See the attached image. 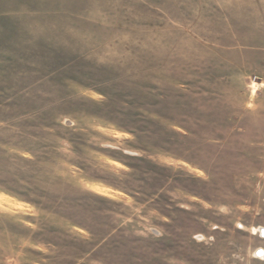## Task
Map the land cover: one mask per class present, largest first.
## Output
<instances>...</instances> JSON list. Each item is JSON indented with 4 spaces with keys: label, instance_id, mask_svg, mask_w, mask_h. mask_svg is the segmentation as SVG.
<instances>
[{
    "label": "rangeland",
    "instance_id": "374dc122",
    "mask_svg": "<svg viewBox=\"0 0 264 264\" xmlns=\"http://www.w3.org/2000/svg\"><path fill=\"white\" fill-rule=\"evenodd\" d=\"M252 8L0 0V264H264Z\"/></svg>",
    "mask_w": 264,
    "mask_h": 264
},
{
    "label": "crops",
    "instance_id": "0c3cea01",
    "mask_svg": "<svg viewBox=\"0 0 264 264\" xmlns=\"http://www.w3.org/2000/svg\"><path fill=\"white\" fill-rule=\"evenodd\" d=\"M230 1V0H226ZM225 2V1H224ZM251 3L253 5V10H256V12H264V0H251ZM256 26H259V24H256Z\"/></svg>",
    "mask_w": 264,
    "mask_h": 264
},
{
    "label": "bare ground",
    "instance_id": "6f19581e",
    "mask_svg": "<svg viewBox=\"0 0 264 264\" xmlns=\"http://www.w3.org/2000/svg\"><path fill=\"white\" fill-rule=\"evenodd\" d=\"M263 233H264V229H262Z\"/></svg>",
    "mask_w": 264,
    "mask_h": 264
}]
</instances>
